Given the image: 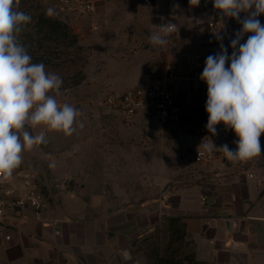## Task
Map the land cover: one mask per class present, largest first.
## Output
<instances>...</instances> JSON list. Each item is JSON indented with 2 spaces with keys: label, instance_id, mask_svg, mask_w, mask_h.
Returning <instances> with one entry per match:
<instances>
[{
  "label": "crops",
  "instance_id": "0c3cea01",
  "mask_svg": "<svg viewBox=\"0 0 264 264\" xmlns=\"http://www.w3.org/2000/svg\"><path fill=\"white\" fill-rule=\"evenodd\" d=\"M92 1V14L63 15L72 21L81 43L99 53L91 59L101 62V89L120 93L140 85L149 72L162 71L165 62L182 78L171 85L180 91L184 107L197 115L201 133L196 136L174 128L166 138L172 145L186 143L191 149L189 167H176L173 172L192 174L188 183L173 191L166 189L172 176L164 177L160 185L167 191L139 211L130 207L129 198L109 197L105 187L99 190L82 183L78 192L65 190L39 217L32 209H13L0 217V264H147L142 249L133 242L170 215L185 217L198 260L264 264V133L260 137L262 155L247 163L234 164L222 150L209 153L203 147L210 137L217 148L225 144L236 148L238 138L233 130L221 123L212 136L206 128L207 85L200 74L206 58L220 51L215 33L208 34L209 22H217L215 32L223 37L229 56L233 51L230 42L241 25L231 18L222 22L212 0H200L198 6L189 0ZM258 19L264 25V14ZM164 25L167 29L172 25L173 32L164 47L154 48L150 37L163 35ZM138 121L159 126L153 117L132 119ZM199 150L211 154V159L196 163ZM94 166L86 165L85 171ZM112 203L121 207L111 210ZM160 204L164 210L159 211Z\"/></svg>",
  "mask_w": 264,
  "mask_h": 264
},
{
  "label": "clouds",
  "instance_id": "9594fccd",
  "mask_svg": "<svg viewBox=\"0 0 264 264\" xmlns=\"http://www.w3.org/2000/svg\"><path fill=\"white\" fill-rule=\"evenodd\" d=\"M198 6L200 0H189ZM213 7L225 18L235 19L241 29L231 40L232 53L223 44L219 31L220 51L209 55L200 74L207 85L206 128L214 136L216 126L223 124L237 136L236 148L227 144L217 148L209 137L204 149L222 150L232 163H247L262 155L264 133V25L258 19L264 14V0H212ZM19 0H0V181H9L23 162V152L46 143L45 134L32 135L26 126L43 125L49 132L71 136L75 131L78 109L60 105L54 95L60 94L62 78L46 71L45 65L33 63L26 46L19 40L32 17L18 10ZM241 13L244 17L241 18ZM45 14L56 15L54 8ZM153 34L150 43L162 48L168 43L169 30ZM246 34L247 40L241 43ZM226 64L228 65L226 67ZM83 123L79 124L83 128Z\"/></svg>",
  "mask_w": 264,
  "mask_h": 264
},
{
  "label": "rangeland",
  "instance_id": "374dc122",
  "mask_svg": "<svg viewBox=\"0 0 264 264\" xmlns=\"http://www.w3.org/2000/svg\"><path fill=\"white\" fill-rule=\"evenodd\" d=\"M59 16L74 29L69 18L63 14ZM82 45L85 50L71 51L69 57L56 61L59 66L45 65L46 71L63 80L60 94H50L60 105L67 103L81 113L74 125L76 131L65 136L49 132L43 125L26 126L32 135L43 132L46 143L24 151L19 169L33 173L45 195V206L53 207V202L60 200L65 190L78 192L82 183L99 190L103 186L109 197L129 198L134 211L142 210L154 197L167 191L160 185L164 177L172 176L166 186L169 191L188 183L191 171L173 170L189 167L191 149L186 143L172 145L166 138L170 130H162L154 123L132 122L134 118L143 119L142 116L127 118L105 107L103 100L110 92L100 86V60L91 59L99 53ZM78 71L84 72L86 78L78 85L67 87ZM80 123L83 128L79 127ZM89 164H94L95 169L86 172L85 166ZM117 207L121 206L110 205L111 210ZM160 210H164L161 204ZM190 248L182 250L189 251Z\"/></svg>",
  "mask_w": 264,
  "mask_h": 264
},
{
  "label": "built area",
  "instance_id": "2783aa9c",
  "mask_svg": "<svg viewBox=\"0 0 264 264\" xmlns=\"http://www.w3.org/2000/svg\"><path fill=\"white\" fill-rule=\"evenodd\" d=\"M49 1L59 14L72 12L77 15H89L95 9L92 0ZM150 1L145 0L147 3ZM216 28L217 22L210 21L208 34L213 36ZM168 30L170 37L173 26H168ZM163 66L162 71L149 72L140 85L120 93H109L105 96L103 104L127 118L153 117L162 130L178 128L196 136L200 135L201 124L197 115L184 107L179 101L180 91L171 85L173 81L182 78L177 75L169 62H165ZM190 79L193 77L191 76ZM211 157V154L204 150L195 153L196 163L209 160ZM45 205V195L29 170L17 168L9 181H0V217L6 216L13 209H32L39 217Z\"/></svg>",
  "mask_w": 264,
  "mask_h": 264
},
{
  "label": "trees",
  "instance_id": "16d2710c",
  "mask_svg": "<svg viewBox=\"0 0 264 264\" xmlns=\"http://www.w3.org/2000/svg\"><path fill=\"white\" fill-rule=\"evenodd\" d=\"M49 7L54 8L49 0H19L18 10L32 17V22L19 34V40L26 46L33 63L57 67L56 61L69 57L71 51L81 52L85 48L79 35L56 10L52 17L45 14ZM85 78L86 74L78 71L67 87L78 85ZM133 245L142 249L147 264H208L197 259L184 216H166L152 231L136 239ZM188 246H191L189 251L182 250Z\"/></svg>",
  "mask_w": 264,
  "mask_h": 264
}]
</instances>
